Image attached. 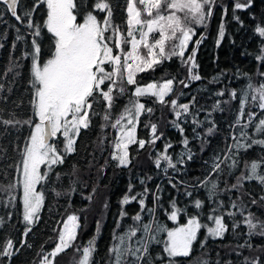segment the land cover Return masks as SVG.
<instances>
[{
  "label": "snow or ice",
  "instance_id": "6c2138e0",
  "mask_svg": "<svg viewBox=\"0 0 264 264\" xmlns=\"http://www.w3.org/2000/svg\"><path fill=\"white\" fill-rule=\"evenodd\" d=\"M0 3L6 6V14H10L29 30L25 35L16 28L15 40L23 41L26 46L30 45V50L24 51L21 59L30 60V104L33 116L38 119L36 122L33 117L17 118L15 112H8L0 106V139L9 129L19 131L25 126L31 129L22 148L11 141L7 144L0 142V206L14 208L19 195L25 224L24 239L21 240L20 247H32L27 237L41 219L45 192L39 186L62 179L63 172L56 171V168L64 165L69 156L77 153V140L81 137L82 130L87 131L92 127L95 117L99 116L102 120L99 125L102 131L111 128L117 132L111 142L113 151L110 153V159L116 162L117 168H129L132 164L129 152L131 145H137L140 150L145 149L146 145L151 148L157 141L163 140L162 151L153 149L156 151L153 162L164 175H168L169 169L179 173L181 167L196 155L190 147V138L184 135L183 125L189 122V115L193 125L192 139L200 141V152L204 151L208 143L207 138L217 133L216 123L209 117L215 111H225L221 101H217L213 112H208L205 120L201 121L198 118L201 109L190 111L195 107V96L190 103H178L176 98H166L174 94L177 84L189 88L193 82L203 79L198 72L199 65L195 57L196 50L205 37L201 34L200 38L193 42L192 37L196 35L194 26L207 29L214 10L219 6L222 10L218 29L219 45L225 36L223 19L228 14V5L220 0H125L124 9L127 16L124 28L114 21V0H33L26 6L21 5V0H0ZM253 3L254 0H234L232 19L243 25L236 12L247 11L252 8ZM42 5L47 9L46 19L37 23L34 17ZM18 7H26L27 10L21 14ZM101 13L104 14L102 17ZM78 17L82 22H78ZM254 32L261 38L256 59L264 65V22L255 25ZM48 34L51 47L48 58L45 59L42 44ZM28 37H31L30 41ZM190 43H193V48L189 52ZM126 45L129 47L126 48ZM3 46V43H0V48ZM15 46L13 44V48ZM173 58L187 70L184 79L177 80L173 76L169 79L161 77L160 81L147 85L138 82L139 73L155 72L157 67L171 62ZM19 67V61H13L0 76L6 78L11 74L14 78L19 75L16 71ZM243 75L247 77L244 87L239 93L235 89L229 92L230 100L239 101L236 118L229 125L232 129H240L238 134L231 136L233 143L228 144L225 141V147L220 154H214L210 163L204 162L208 165L207 173L198 178L195 184H185L183 180L178 182L184 185V195L192 199L194 208L198 210L196 215H189L187 223L169 229L159 223L156 216L161 201L159 185L153 192L146 183L151 177H145L139 181L144 185L143 190L134 193V186L129 184L127 193L119 201L120 209L115 225L116 229L123 227L124 231H113L114 242L108 252L107 264H221L219 252L216 253L217 259L214 262L205 258L209 255L206 246L209 245V240H223L226 233L247 237L243 242L238 241L232 248L237 257L235 264H264V246L259 248L261 255H244L245 250H255L252 243L254 238H264V218L253 213L242 199L237 203L229 197L228 206L225 207V201L217 198L225 192L243 189L244 182L256 181L264 188V155L257 160L246 162L244 171L235 177L234 184L229 185L227 180L240 166V160L236 157L241 150L247 152L254 146L264 150V118L257 119L259 113H245L250 104L264 112V71L257 70L259 83H254L249 74ZM217 80L218 78H213L212 82ZM7 90L10 91V88ZM5 91L4 84L0 83V93ZM179 95L183 96L185 93L181 91ZM216 95L223 97L225 92L218 91ZM144 97H150L152 105L159 104L169 108L174 114V119L169 123L182 137V150L175 159L169 154L172 143L165 139L163 132H158V125L151 121L155 108L149 106L148 101L142 102ZM121 98H126L127 102L123 105V110L114 117L112 109ZM229 102L223 101L224 104ZM142 116L147 117L144 124L150 132L147 140L137 137V128ZM205 123L208 126L201 134L197 129L204 127ZM250 128H254L257 138L249 135ZM58 136L62 137V146L52 142L53 138ZM241 139L245 142L240 143ZM103 140L104 137L101 136V152ZM9 146L13 154H9ZM106 165L108 160H105V165L100 166L98 172L103 174ZM42 168L46 171H42ZM9 169L15 173L12 179L7 178ZM78 172L79 169L73 165L69 176L75 179L71 180L68 191L52 187L57 197L70 196L76 191L75 186L80 182ZM84 183L87 186V183ZM168 183L179 191L178 183H174L172 178H169ZM200 188L206 191L207 201L193 196V190ZM96 190V187H93L92 193L85 197L90 203ZM150 194L153 198L152 207L147 204ZM259 200L264 201V196H260ZM132 202L139 205V211L130 216L126 206ZM206 202L214 205L206 216L211 225L198 218L205 209ZM251 203L256 205L258 201L253 198ZM108 207L105 201L103 210L106 211ZM171 208L168 218L172 221H178L179 215L187 212L186 209L177 207L175 200L171 201ZM142 213L148 217L147 220ZM226 217L231 221L230 225L226 223ZM10 218V212L7 216H0V227ZM80 219L75 214L68 216L57 232L54 247L45 251L41 245L37 253L38 261H33V264H57L56 258L65 253L69 257L68 264H96L97 238L103 221L97 220L96 236L82 245L78 243L83 227ZM126 219H130L131 223H125ZM241 225L246 229L243 233L237 232ZM201 229L205 230V234L199 239L198 247L203 251L194 257V245ZM161 233H166L167 238L162 239ZM154 244H162V255L153 252ZM17 251L13 240H5L0 243V261L5 258L11 261ZM189 257L193 259H181ZM223 264H234V261L226 260Z\"/></svg>",
  "mask_w": 264,
  "mask_h": 264
},
{
  "label": "trees",
  "instance_id": "16d2710c",
  "mask_svg": "<svg viewBox=\"0 0 264 264\" xmlns=\"http://www.w3.org/2000/svg\"><path fill=\"white\" fill-rule=\"evenodd\" d=\"M33 2V0H21V5L26 6ZM221 3L228 5V14L223 19L225 27V36L223 40L217 44L218 41V29L221 24L222 10L218 6L213 13L212 20L210 21L207 29L199 26L196 28V35L193 36L192 41L195 42L200 38L201 34L204 35V39L200 43L196 50V62L199 65L198 72L203 77L201 81H195L189 88H183L182 85H176L174 94L167 99L176 98L178 103H190L193 96L196 97L195 107L190 111L201 109L198 113V118L201 121L205 120L208 112H213V106L217 101L222 102V107L225 109L223 112L215 111L209 119L214 120L217 126V133L214 136L208 137V143L205 145L204 151L200 152V141L192 139L194 133L192 132L193 125L191 124V115H189L187 124L185 127V136H188L191 140L190 147L196 155L191 161H187L186 165L181 167L179 173L169 169L168 175H164L160 169H157L154 165V159L156 151L163 150L164 141H157V143L151 148L146 145L145 149L138 150L137 145H132L129 148L130 159L132 164L129 168H117L115 167V161L110 159V153L113 151L112 141L117 136V132L114 129L108 128L101 130L99 125L102 120L99 116L95 117L92 122V127L87 131L82 130L81 137L77 140V153L68 157L64 165L56 168V171H62V179L58 182L49 184L42 183L40 189L45 192L44 208L41 211V219L39 224L33 227V231L29 233L27 237L28 242L32 245L31 248L24 246L20 247V242L25 230V224L22 218V204L21 200L17 199L16 206L14 208H4L0 206V216H7L11 213V218L7 220V223L0 227V243H3L7 239H11L16 243L18 251L11 258V261H7L5 258L0 261V264H33V261H38L37 253L40 250V246L43 245L45 251H49L54 247L57 232L62 226L63 222L70 214L80 215L81 224L83 225L80 230L78 243L86 244L87 241L96 236L97 220H102V226L100 234L97 238V252L95 254L96 264H107V257L110 247L113 244V231L123 232L124 228L116 229V220L120 209L119 201L123 195L127 193L129 184L134 186L133 192L142 191L144 185L140 184V180L145 177H151V180L146 181L147 186L153 192L156 190L157 185L160 187V206L157 208L156 216L159 223L165 225L169 229H174L182 224L187 223L189 215H196L197 211L192 203V199L184 195V185L178 182L183 180L185 184H195L198 178H202L208 169V165H205V161L211 162V158L214 154H220L221 150L225 147V141L228 144L233 143L231 136L238 134L239 127L232 129L230 124L236 118L238 111V100H230L229 92L233 89L239 93L240 89L244 87L247 82V77L244 73L253 77L254 83H259L260 78L256 75L257 70L264 71V65L256 59V55L259 51V45L261 38L254 32V27L257 24L264 22V0H254L252 8L247 11L238 10L236 15L243 21L241 25L236 20L232 19V4L234 0H220ZM243 2V0H241ZM114 21L120 23L124 28L126 20V10L124 9L125 0H114ZM5 5L0 3V43H3V48H0V74L7 71V68L13 61H19L20 67L16 69L19 75L12 77L11 74L5 78L0 76V83H3L6 91L0 93V106L4 107L8 112H15L17 118L27 119L33 117L37 122V119L33 116L30 100L32 98V89L30 87L31 80V64L30 60L21 59V54L30 50V45H25L23 41H16V28L20 29L21 34H27L29 31L23 24L17 22L10 14L4 12ZM27 10L26 7H18V12L21 14ZM46 7L41 6L36 16L35 22L42 23L43 19H46ZM104 14L101 13L102 17ZM253 16L255 19H253ZM78 22H82V19L78 17ZM50 34L46 35L42 44V52L45 59L48 58L50 51L49 43ZM31 40V37H28ZM15 44V48H13ZM127 47V45H126ZM193 48L191 43L188 51ZM188 54V53H187ZM187 54H185L187 56ZM197 71V70H194ZM223 73V75H221ZM176 77L177 80L184 79L187 76V70L182 68L176 58H173L171 62H165L162 66L156 68L155 72L148 71L141 73L137 76V80L141 85H147L154 81H160L161 77L164 79ZM213 78H218L217 82L213 83ZM10 88V91L7 89ZM131 89V86H129ZM184 92L185 95L180 96V92ZM218 91H224L223 97L217 96ZM143 101H148L149 106L155 108V113L151 117V121L158 125V132H163L165 139L170 141L173 145L169 149V154L173 155L175 159L178 153L182 150L181 135L179 131L170 125V121L174 119V114L169 108L161 106L159 104L152 105L150 97L142 98ZM223 101H230L228 104H224ZM127 102L126 98H121L117 101L116 106L112 109L113 116L115 117L123 110V105ZM95 107V105H94ZM102 107V106H101ZM251 111L259 113L257 117L264 118V112L258 107L251 104L246 108L245 113ZM147 122V117H141L140 126L137 128V137L148 139L150 132L148 128L144 127ZM207 123L204 127L198 128L197 131L203 134L204 129L207 127ZM29 129L27 126L16 129H9L8 132L3 134V138L0 142L7 144L9 141L12 144H18L23 147L24 140L28 137ZM249 135L253 138L255 136L254 128L248 129ZM103 136V152L100 150L99 141ZM245 141L241 139L240 143ZM61 144V143H60ZM62 146V145H61ZM9 154L12 153L11 146H9ZM264 155V150L259 146H254L247 152L241 150L237 159L240 160L239 168L235 169L231 176L227 177L228 184L235 183V177L244 171V164L253 160L259 159ZM105 160H108V165L105 166L103 174L98 172L100 166L105 165ZM75 165L78 169V175L80 182L76 184V191L70 196L62 195L57 197L52 191V187L57 188L60 191H68L70 189L71 180L75 177H70L69 173L72 166ZM163 167V162H162ZM14 170H8V179L14 178ZM169 178H172L174 183H178L179 191L173 188L169 183ZM2 179V177H0ZM87 186H85V183ZM96 187V193L93 197V201L90 203L85 199L86 196L92 193V188ZM191 190V189H190ZM193 196L207 201V193L204 189L193 190ZM260 196H264V188L256 181L244 182V188L240 190H232L219 195L217 198L225 201V207L228 206V199L236 200L240 203L242 199L247 207L255 213L257 216L264 218V201H260ZM255 198L258 203L253 205L251 200ZM175 200L177 207L186 209L187 212H182L178 221H172L168 218L172 208L171 201ZM105 201L109 207L105 211L103 210V204ZM149 207L153 205V198L150 194L147 200ZM214 205L211 202H206L205 209L200 213V218L203 223L211 222L206 219L210 208ZM87 209V211H84ZM126 211L130 216L139 211V205L136 202H132L126 206ZM236 211V209H232ZM144 215L145 220L148 217ZM240 219V217H236ZM226 223L231 224L228 218H225ZM125 223H131L130 219H126ZM246 229L243 225L237 232L243 233ZM205 230L201 229L200 236L197 243L194 245L193 256H198L203 251L199 249V239L203 237ZM161 238L166 239V233H161ZM247 239L246 236H233L229 233L225 234L223 240H209L207 251L209 255L205 258L210 261L217 259L216 253L219 252V258L221 264L226 260H233L234 264L237 262V257L232 251L236 243L243 242ZM255 246L254 251H244V255L253 256L261 255L259 248L264 246V238L256 237L252 240ZM162 244L152 246V250L155 254L162 255ZM71 252V249H69ZM57 259V264H68V254L65 253ZM185 261H190L193 257L181 258Z\"/></svg>",
  "mask_w": 264,
  "mask_h": 264
},
{
  "label": "rangeland",
  "instance_id": "374dc122",
  "mask_svg": "<svg viewBox=\"0 0 264 264\" xmlns=\"http://www.w3.org/2000/svg\"><path fill=\"white\" fill-rule=\"evenodd\" d=\"M192 39H193V37H192ZM190 45H191V43L189 44V47H190ZM125 47H126V46H125ZM127 47H129V46H127ZM127 47H126V48H127ZM189 47H188V49H189ZM186 54H187V52H186ZM139 74H141V73H139ZM139 74H138V75H139ZM138 75H137V76H138ZM167 98H168V97H167ZM167 98H166V99H167ZM37 122H38V119H37ZM61 141H62V137H59V136H58L57 138H53V140H52V142L55 143V144H57V145H61V144H60ZM131 146H132V145H131ZM131 146H130V147H131ZM112 147H113V146H112ZM130 147H129V148H130ZM42 171H46V169H43V168H42ZM39 187H40V186H39ZM17 199L20 200L19 195H18V198H17ZM21 204H22V202H21ZM22 209H23V208H22ZM70 215H73V214H70ZM70 215H69V216H70ZM75 215H77V216L80 217V215H78V214H76V213H75ZM66 219H67V218H66ZM80 222H81V220H80ZM62 225H63V224H62ZM60 228H62V226H61ZM62 255H63V254H62Z\"/></svg>",
  "mask_w": 264,
  "mask_h": 264
}]
</instances>
